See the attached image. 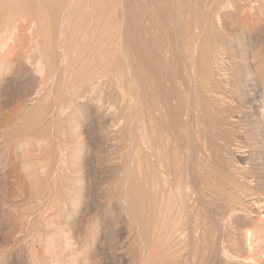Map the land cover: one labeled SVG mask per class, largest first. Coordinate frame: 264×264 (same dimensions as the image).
<instances>
[{
  "label": "rangeland",
  "instance_id": "rangeland-1",
  "mask_svg": "<svg viewBox=\"0 0 264 264\" xmlns=\"http://www.w3.org/2000/svg\"><path fill=\"white\" fill-rule=\"evenodd\" d=\"M219 2L221 4L227 2L225 4L227 7L223 4V9H225L223 13L226 18L224 17L222 22L225 24L220 26H223L221 28L222 34L212 33L209 39L211 44L217 45L219 48L224 47L221 62L218 61L217 65L220 64L218 65L220 69L225 70L221 71L222 76L220 71L214 69V82L222 88L223 96L227 97H225L227 99L225 101L228 102L229 109L227 110L229 113L214 118L208 115L206 110L199 112L202 116H200V120L203 119L206 122L204 124L208 127L206 128L208 133L203 134L204 140L208 143L199 148L201 151H204V148L211 150L202 153L204 160L202 159V164L198 165L200 169L197 167V170L199 173L207 170L205 165H209V163L211 167L208 169H216H214L215 174L212 173L209 179L208 176H203V178L198 175L191 181V186L193 183L195 184L191 187V191L196 190L197 192H191L186 200V203H189V208L186 203L181 201L172 184L165 187L163 181H157L159 168L146 165V163H151V158H148L147 149L142 143L144 140L142 137H145L142 134L145 133L147 127L146 110L147 107L154 105L155 99L157 101L159 83L157 78L149 74L146 68L142 69L144 66L139 55L132 50L134 55H132L131 60L133 59L134 62L131 64V60L128 61V66L125 56L118 55V63L114 73L106 75V68L102 67L100 69L101 78L105 79H98L102 83L100 84L98 81L99 86L98 83L96 84L98 88L95 85L96 87L93 86L91 89V87L86 86V82H84L86 87L84 83L81 85V83H77L78 81L75 82V80H79L77 75L80 66L77 68L71 64L70 69L68 67L66 69L64 63L58 60L59 55L62 54L61 51L56 50L55 63L60 74H56L57 79L56 76L54 79L56 82H53L54 80L50 81L48 65L45 63L47 58H44V53H48L46 49L49 47L44 46L47 45V41L45 42L47 37L39 25L41 19L37 21L36 28L30 20L26 22L10 11L11 14L8 13L7 16L11 15L9 16L11 22L6 20L8 19L7 16L3 17L5 20L1 18V29H3L1 40H3L0 41V63H2L0 64V70H2L0 71V82H4L8 78L9 85L6 87L8 90L5 88V91H0V264H235L236 262V264H264V179L262 180L264 178V164L260 165L254 156V154H264V144L260 140L261 135L258 134L261 130L251 132L248 120L241 115L244 110L249 111L251 109L250 105L246 104L248 99L244 96L246 94L243 91H252L251 93L254 94L253 88L259 85V93L252 96L260 100L262 95L263 99L259 107L263 111L264 119V0H247L250 6L246 1H242V4L246 5V9L249 11L245 19H238L232 15L228 1L219 0ZM249 7L253 9L250 8V10ZM118 13L120 14V11ZM230 19L231 21H229ZM252 23L254 24L252 25ZM173 26L175 23L171 21V27ZM182 29L180 27L178 33L174 29L171 30L172 32L170 31L168 37L172 44L176 43V39H179L181 43L186 41ZM38 32L42 34L40 35ZM250 34L254 36V42L247 52V55L249 54L248 60L252 66V69L248 70L249 68L245 67L244 63L236 57L235 51L241 48L237 46L239 43L237 41ZM157 35L159 32L156 33L155 37H158ZM40 38L41 40H39ZM43 39H45L43 42L46 44L41 43ZM217 39L220 40L217 41ZM70 40L67 41L68 44H70ZM39 43L47 48L40 46L41 49L38 51L36 46ZM230 43L237 47L231 49ZM230 49L232 51H229ZM40 50L41 55L44 54V56L40 55ZM73 67L77 69V71L75 69L76 76H74ZM119 69H122L123 72ZM116 70H119L120 73L119 71L116 73ZM248 72L250 73L248 74ZM114 74L118 77L116 78ZM63 75L66 76L64 78L66 80L63 79ZM119 76L120 78L123 77L124 80L119 79ZM239 76L241 80H244L245 85L241 83ZM252 76L259 78L260 82L248 81ZM134 77L137 80H134ZM147 79L151 81L149 82ZM64 82H70L68 86L65 84L66 88L63 86L64 84L62 85ZM72 82L76 83H73L75 87L71 84ZM137 82L139 83L136 84ZM151 82L153 85L156 83V85L153 87ZM58 83L59 85H57ZM77 84L81 85V88L85 87V89L82 88L84 89L83 92L81 89L79 90ZM103 84H105L104 88L107 86V90L101 87ZM50 86L51 89H49ZM112 86L116 87L117 90ZM141 86L142 88H140ZM71 91L73 92L70 93ZM76 91L79 92L77 96L74 94ZM55 93L59 96H56ZM152 93H156L157 96ZM66 94L69 95L68 98ZM48 95L51 100H48L50 99ZM238 95L242 96L239 97ZM45 99L48 100L47 103ZM121 100L126 106L122 104ZM231 101H234V104ZM106 103H108L107 107H105ZM128 103L130 104L128 105ZM136 103L139 104L138 108ZM70 104L71 106H69ZM56 105L58 108L63 105L67 112L64 110L65 114L57 115ZM50 108L51 110H49ZM141 109V113L145 114H142L144 116L138 112ZM109 115H112V118ZM141 116L143 120L139 119ZM168 121L171 131H174L176 127L174 114L171 110L168 112ZM46 123L52 125H48L46 128ZM141 124H143L142 127ZM155 129L157 134L160 133L158 122L155 123ZM228 141H230L231 147L225 146ZM139 146L140 148H138ZM63 159L66 161H64L65 167L61 162ZM194 161L198 162V159L194 158ZM235 173L239 174L236 175ZM1 175L4 176L3 180H1ZM223 176L226 179H223ZM207 179L210 182L212 179L211 185L219 188L220 193H217L218 195L212 193L200 196L202 192L200 180L205 182ZM154 180H156L155 183H153ZM230 187L243 190L241 193H237ZM166 196L168 197L166 198ZM167 202L171 203L167 204ZM221 217H225L223 218L225 221L221 220ZM204 224L209 226L205 227ZM174 226L183 230L182 235L178 238L179 240H176L178 237L176 235L168 240V234ZM210 227L214 229L216 227L218 233L215 229V234L209 240L207 239L210 247L208 248L206 247L208 242L203 236ZM159 229L160 232H158ZM192 230L195 232L193 233ZM168 241L169 243H167ZM223 246L228 249L227 251L233 252H231L232 258L222 256ZM235 251L239 253L236 254ZM208 254L210 255L208 256Z\"/></svg>",
  "mask_w": 264,
  "mask_h": 264
},
{
  "label": "bare ground",
  "instance_id": "bare-ground-1",
  "mask_svg": "<svg viewBox=\"0 0 264 264\" xmlns=\"http://www.w3.org/2000/svg\"><path fill=\"white\" fill-rule=\"evenodd\" d=\"M226 1H228V3H230L228 5H229V7L232 10L231 12H232L233 16H235L238 19H242V18L245 19V17L247 16V12L249 13V11L246 9V5H244L242 3L245 2V1L247 3V0H245V1L244 0H226ZM223 4L224 3L221 4L219 2V0H0V41L3 40V39L1 40V38L3 37V36L1 37V35H3V34H1V31L3 30V29H1L2 28L1 27V25H2L1 24V18H3V17L5 18L8 15L9 11L11 13H14L17 17H20L21 19L25 20L26 22H27V20H30L32 22V24H34V26L36 24H38L37 21L41 19L39 21L40 22L39 25L42 27V29L44 31L43 33H45L44 35L48 39V40L47 39L46 40L43 39L41 41V43L44 40H45V42L47 41L46 42L47 45H44V46L49 47V49H46L47 47L45 48L44 46H42V44L40 45V43L36 47H38V51H39V49H41L40 46L44 47L48 51L47 54L44 53L45 54V56H44V54L41 55L42 52L40 50V55L44 56V58H47V60H45L46 61L45 63H47V65H48V73H49V76H50V81L54 80L56 74L59 73L57 71L58 69L56 68V63L55 62H56L57 56H56L55 53H56V50L57 51L60 50L62 54L59 55L58 60H60V62L64 63L66 69H67V67L69 68L71 64L74 65L75 67L77 66V68H78V66H80V71H78V75H77V77H79V80H75V82L78 81L77 83H81V85H82V83L86 82L87 83L86 86H89V88L91 87V89L93 88V86L94 87L97 86L96 84L99 81L98 79H100L101 76H102V72L100 71V69L102 67L106 68L105 74L106 75H110V74L114 73L115 67L117 66L118 55L121 54V55H123V57L125 56V58L127 59L126 65L128 66V61L130 62L132 55H134L133 51L136 52L139 55L140 60H141V62L143 64V66H144V67H142V69L146 68V70H148L149 74H151V75H153V76H155L157 78L158 83H159V95H158V98L156 97L157 101L155 99L154 105L151 106V107H147L146 106L147 107L146 119H145V121L147 122V127H146V131H145L146 134L145 133L144 134L141 133L142 135L145 136V137H142V140L144 138L142 143L146 147L145 149H147V156H148V158H151V163L150 162L148 164L146 163V165L147 166H149V165L153 166L154 168L158 167L159 168L158 169L159 170V172H158L159 173V178L158 179L155 178V179H157L158 182L163 181L165 187L166 186H170L172 184L174 189L176 190V193L178 194V196H180L181 201L183 203H186L187 202L186 200L188 199V197L191 194V192H195L196 191V190L195 191H193V190L191 191V187L194 184L193 183L192 186H191V181L194 179V177L198 176V175H199V177H203V176L207 177L208 176V179H209L211 177L212 173L215 174L214 169H216V168H213V170H211L212 168L208 169V168L211 167V165L209 163L210 166L208 164H206V165L203 164V165L206 166L207 170L200 171V173H199V170H197V167H198V169H200L198 165L202 164L201 163L202 159L204 160V158L202 157V153L204 151L211 150V149H207V148L203 147L204 151H201L200 148H199V147H202L203 145H205L206 143H208L207 141L204 140L205 138H203V134H205L206 132L208 133V129H206L208 127L204 124L206 122H204L203 119L200 120L201 114H199V112L203 111V110H206L208 112V115H210L211 117H214V118L215 117L219 118L221 115L224 116L227 113H229L228 110H227V109H229L228 106H227L228 102L225 101V100H227V99H225L226 96H223L224 94H222V91H223V90H221L222 88H220L219 85H216L215 82H214V69L216 71H218V72L220 71V73H222L221 71L225 70V69L224 70L220 69V66H218L220 64L217 65L218 61L221 60V55L223 54L222 51H223L224 47H222V48L220 47L219 48L217 45L215 46V45L211 44V41L209 39V37H211L210 35L212 33H214V34L215 33L222 34V29L221 28L223 26L222 27H220V26L223 24L222 20L226 16L223 13V10H225V9H223L224 8ZM225 4H227V2H225ZM247 4L249 5V3H247ZM248 5H247V8H248ZM225 6L227 7V5H225ZM250 8L251 7H249V9ZM251 9H253V8H251ZM119 11H120V14L118 13ZM11 13H9V14H11ZM14 14H13V16H14ZM9 16H11V15H9ZM9 16L6 17V18H8L6 20L10 21ZM13 16H12V18H13ZM230 18H231V16H230ZM16 21H17V19H16ZM171 21L173 23H175V26L171 27ZM227 21H228V19H227ZM229 21H231V19ZM7 23H8V21H7ZM46 23H47V25H46ZM230 23H233V22H230ZM5 24H6V22H5ZM253 24L254 23H252V25ZM180 27L183 28L182 30H183V33L185 35L186 41L181 43V42H179V39H176V43L172 44L170 42V38L168 37V34L172 32L171 31L172 29H174L178 33V30H180ZM227 27L229 29V25ZM38 28H40V27H38ZM6 31H7V29H6ZM157 31L159 32V35H157L158 37H155L156 33H158ZM32 32H33V30H32ZM241 32L243 33L242 30H241ZM154 33H155V36H154ZM4 34H6V33H4ZM241 34H238V35L241 36ZM40 35H38V36H40ZM170 36H171V34H170ZM176 37H178V36H176ZM253 38H254V36H252L250 34L249 36L247 35V37H244L242 40L240 39V41L235 40V41L239 42L237 46H240L241 48H243V49L239 48V49H237V51H235L237 53L236 57L240 61H242L244 63L245 67L249 68L248 70H250V68L252 66H251V62H249V60H248V55L249 54L247 55V52H248L249 48H251L252 45H253V42H254ZM69 39H71L70 40L71 41L70 44H68V42H67ZM39 40H41V38ZM171 40H172V38H171ZM219 40L220 39H217V41H219ZM217 41H216V43H217ZM230 41H232V40L230 39ZM46 43H44V44H46ZM225 43L229 44L227 41H225ZM237 46L235 44L234 45L231 44L230 47H231V49H234ZM33 47L36 48L35 46H33ZM44 48H43V50H44ZM231 49L229 51H232ZM46 50H45V52H46ZM36 52H37V50H36ZM226 53H227V51H226ZM230 53H233V52H230ZM24 55H26V54H24ZM122 61H124V60H122ZM60 62H59V64H62ZM132 62H134L133 59L131 60V64H132ZM0 64H2V63H0ZM229 64H230V62H229ZM214 65H216L215 68H214ZM241 65H238V66H241ZM221 66H222V64H221ZM244 66L242 65V67H244ZM18 67H20V66H18ZM75 67H73L74 68V76H76V74H77V73H75L77 71V69ZM131 67L133 68V66H131ZM260 67H261V65H260ZM75 69H76V71H75ZM243 69H245V68H243ZM38 70H39V68H38ZM72 70H71V73H72ZM0 71H2V70H0ZM118 71L116 70V73H118ZM120 71H119V73H120ZM130 71L131 70H129V72ZM243 71L245 72L246 70H243ZM122 72H123V70H122ZM237 73H238V71H237ZM249 73L250 72H248V74ZM63 74H64V72H63ZM4 75H6V74H4ZM68 75H69V73H68ZM114 75L116 76V78L118 77L116 74H114ZM118 75H120V74H118ZM133 75H134V73H133ZM252 75H253V73H252ZM42 76H44V75H42ZM64 76L65 75H63V79L66 78V76L65 77ZM134 76L136 77V75H134ZM222 76H223V73H222ZM246 76L248 77V75H246ZM68 77L70 78V76H68ZM77 77H76V79H78ZM256 77H257V75H256ZM71 78H74V77H71ZM233 78H235V77H233ZM239 78L241 80L240 76H239ZM7 79H5L4 82H0V91L4 90L6 87H8L9 82H8ZM56 79H57V76H56ZM103 79H105V78H103ZM103 79L101 78V80H103ZM107 79H109V78H107ZM119 79H123V77L120 78V76H119ZM64 80H66V79H64ZM73 80H71V81H73ZM134 80H137V79L135 78ZM147 80L149 82L151 81L149 79H147ZM148 81H147V83H148ZM228 81H229V79H228ZM248 81H255V82L259 81L260 82L259 78L257 79V78H255L253 76L250 77L248 79ZM39 82H42V81H39ZM53 82H56V81L54 80ZM59 82H60V80H59ZM243 82H244V80H241V83H243ZM69 83L64 82V83H62V85L64 84L63 86H65V84H67L66 86H68ZM73 83L74 82H72L71 84L73 85ZM99 83H100V81H99ZM99 83H98V86H99ZM138 83L139 82H137L136 84H138ZM51 84H53V83L51 82ZM74 84H76V83H74ZM109 84H107V85L109 86ZM112 84H114V83H112ZM151 84H152V82H151ZM57 85H59V83ZM81 85H78V88H79V90L81 89L82 92H83V90L85 89L86 86H85V83H84L85 87L83 86L84 89H82L83 87L81 88ZM119 85L121 87V84H119ZM155 85H156V83H154L153 87ZM232 85H234V83ZM11 86H13L12 83H11ZM54 86H53V88H54ZM66 86H65V88H66ZM98 86H97V88H98ZM104 86H105V84H103V86H101V87L104 88ZM248 87H246V89H248ZM53 88H52V90H53ZM113 88L116 89V87H113ZM140 88H142V86ZM148 88H150V87H148ZM243 88H245V87H243ZM6 89L8 90V88H6ZM49 89H51V86H50ZM104 89L107 90V86ZM108 89L110 90V87ZM253 89H254L253 90L254 94L251 93L252 91H246V90L243 91L246 94L244 96H246V99H248L246 101V104H249L251 109L250 110L248 109L249 111H245L244 110L241 115L243 116L244 119L248 120V123L250 125L249 129L251 128V130H250L251 132H254V130L255 131L256 130L257 131L261 130V131H259L258 134H259V136L261 135L260 140L263 142L262 144H264L263 111H261L260 107H259L263 98H262L261 94H260L261 95L260 96L261 97L260 100H257L256 99L257 97H255L259 93V85L258 86L256 85ZM120 90H122V89L120 88ZM124 90H125V87H124ZM229 91H231V90H229ZM239 91H241V90H239ZM239 91H237V92L239 93ZM72 92L73 91H71L70 93H72ZM110 92H111V90L109 91V93ZM56 93H55V95H56ZM74 94H75V96H77L79 94V92L76 91V92H74ZM155 94H153V95H155ZM50 95H51V93H50ZM71 95H73V94H71ZM113 95H114V93H113ZM123 95H124V93H123ZM252 95H255V96L253 97ZM56 96H54V97H56ZM67 96H69V95L66 94V97ZM124 96H122V97H124ZM155 96H157V95H155ZM230 96H232V95H230ZM241 96L242 95H240L239 97H241ZM49 98H50V96H49ZM61 99H62V97H61ZM71 99H73V98H71ZM78 99H79V96H78ZM48 100H51V98L48 99ZM48 100H46V103H47ZM55 100H56V98H55ZM125 100H126V98H125ZM145 100H146V98H145ZM56 101H58V100H56ZM118 101H120V100H118ZM150 101H151V99H150ZM43 102H45V101H43ZM61 102H63V101H61ZM142 102L144 103L145 101H142ZM171 102H172V105H171ZM138 103H140V101ZM145 103H147V102H145ZM71 104L69 106H71ZM107 104L108 103L105 104V107H107L106 106ZM122 104H124L123 101H122ZM129 104L130 103H128V105ZM242 104H244V103H242ZM57 105H58V103H57ZM98 105H100V104H98ZM136 105H137V103H136ZM138 105L136 106L137 108L139 107ZM245 106H247V105H245ZM121 107H123V106H121ZM51 108L49 110H51ZM57 109H58V114L57 115H61L62 116L63 113L65 114L64 110L66 111V108H64L63 105H61L59 108L57 106L56 110ZM80 109H79V111H80ZM101 109H102V107H101ZM122 109H120V110H122ZM109 110H111V109H109ZM170 110L174 114V120H175L174 122H175V127H176L174 131H171L170 124H169V121H168V112H170ZM141 111H142V109L138 110V112H140V113H141ZM52 113L54 114V112H52ZM47 114L49 115V112ZM142 114H144V113H141V115ZM93 115H94V113H93ZM93 115H91V116H93ZM106 115H107V113H106ZM144 115H142V116H144ZM142 116L139 117V119L140 118L142 119ZM110 117L112 118V115ZM86 118H87V116H86ZM54 119H55V117H54ZM89 119H92V118H89ZM38 120H40V119H38ZM130 120H132V119H130ZM157 122H158V124L160 126V133H158V134L155 131L156 130L155 129V123H157ZM240 122H242V121H240ZM227 123H228V121H227ZM90 124H92V123H90ZM114 124H112V125L114 126ZM194 124H196V125H194ZM45 125H46V128H47L48 125L51 126L52 124L46 123ZM112 125H109V126H112ZM142 126H143V124H141V127ZM229 128H231V127H229ZM213 130L215 132V129H213ZM225 130H227V129L225 128ZM141 132H143V131H141ZM227 135H229V134L227 133ZM253 137H255V136H253ZM212 138H213V136H212ZM217 139H220V138H217ZM230 145H231L230 141L225 143L226 147L227 146L229 147ZM239 146H238V148H239ZM260 146L263 147V145H260ZM212 147H214V146H212ZM138 148H140V146ZM203 148H202V150H203ZM138 150H140V149H138ZM241 151H242V149H241ZM59 152L61 153V151H59ZM261 154H254L255 158H257V161L259 162L260 165L264 164V154H262V155ZM137 155H138V153H137ZM196 155H198V156H196ZM60 157H63V156H60ZM194 158H197L199 163L195 162ZM205 160L207 161V158ZM64 161H65L64 159L61 161L63 167H65V164H66L65 163L66 161L65 162ZM208 162H210V161L208 160ZM220 162H223V161H220ZM235 162H233V163H235ZM245 162H246V160H245ZM59 163H60V160H59ZM227 163H228V161H227ZM236 163H235V165H236ZM221 164H223V163H221ZM213 167H215V166H213ZM148 168H150V167H148ZM223 168H224V165H223ZM65 172H66V170H65ZM156 172H157V170H156ZM233 172H236V171H233ZM258 172H259V170H258ZM1 174H2V172H1ZM223 174H224V172H223ZM237 174H239V173H237ZM259 174H260V172H259ZM233 175H234V173H233ZM3 178H4V176L1 175V180H3ZM208 179L205 182H203V180L202 181L200 180V183L202 184V188H201L202 192H201V194L199 193L200 196L203 195V194H207L208 195V194H212V193H216V194L220 193V190H219L218 187H216L215 185H211L212 179H211V182H210V180L208 181ZM215 179H216V177H215ZM223 179H226V177H224ZM263 179L264 178H262V180ZM155 181L156 180H154L153 183H155ZM228 181H229V179H228ZM244 181H245V179H244ZM223 182H225V181H223ZM215 183H217V182H215ZM220 183H222V182H220ZM247 183H248V180H247ZM239 184H240V182H239ZM261 184H263V183L261 182ZM221 185H223V184H221ZM243 185H244V182H243ZM158 186H159V184H158ZM194 186H195V184H194ZM230 188L233 189L237 193H241L242 190H243V189L237 188V187H230ZM217 195L215 197H217ZM167 197L168 196H166V198ZM172 198H173V196H172ZM174 202H175V200H174ZM212 202L214 203V201H212ZM169 203H171V202H167V204H169ZM186 204H184V205H186L189 208V206H188L189 203H186ZM186 206H184V207L186 208ZM172 208H173V206H172ZM180 210H182V209H180ZM75 211H76V209H75ZM224 213H226V212H224ZM223 218H225V217H223ZM223 218L221 217V220L225 221V219H223ZM176 219H178V218H176ZM181 219L183 220V218H181ZM217 220H218V218H217ZM198 221H195V222H198ZM173 222H175V220H173ZM202 223H203V221H202ZM208 224H209V222H208ZM194 225H196V224H194ZM210 225H212V224H210ZM206 226L207 225H205V227ZM178 228L177 227L175 228V226H174V228L168 234L169 235L168 236V240H169V238H171V237H173L175 235L178 236L176 240H179L178 238H180V236L182 235V231L183 230H180ZM181 228H183V227L181 226ZM196 228H197V226H196ZM196 228H195V230H196ZM215 229H216V232H217V228L216 227H215ZM215 229L210 227V229L206 230V232H205L206 234L204 233L203 237H205V240L208 242L207 244L205 243L206 247H208V248H210L208 246L209 245V241L208 240H209L210 237H212L213 234H215ZM195 230L194 231L192 230L193 233L195 232ZM158 232H160V229L158 230ZM184 234L186 235L187 233H184ZM96 236H97V234L94 237V242H93L94 244L96 242ZM166 238H167V236H166ZM236 238H238V237H236ZM213 242H215V241H213ZM167 243H169V241ZM212 245L213 244L211 242V246ZM168 247H167V249H168ZM170 247H171V245H170ZM222 248H223V251H222L223 255L222 256L224 258H232V255H231L232 251H227L228 249L226 247H224V246ZM163 249H165V248H163ZM154 250H156V249H154ZM203 250H204V248H203ZM237 253H239V252H236V254ZM209 255L210 254H208V256ZM234 256L237 257V255H234ZM234 256H233V258H234ZM148 262H149V260H148Z\"/></svg>",
  "mask_w": 264,
  "mask_h": 264
}]
</instances>
